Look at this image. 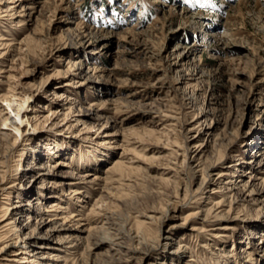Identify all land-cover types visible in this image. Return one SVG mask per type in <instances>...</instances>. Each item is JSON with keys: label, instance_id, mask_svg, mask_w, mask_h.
<instances>
[{"label": "rangeland", "instance_id": "374dc122", "mask_svg": "<svg viewBox=\"0 0 264 264\" xmlns=\"http://www.w3.org/2000/svg\"><path fill=\"white\" fill-rule=\"evenodd\" d=\"M26 93L20 133L0 127L13 150L27 142L21 169L48 163L54 174L32 182L18 169L7 204L16 223L25 213L38 227L32 198L46 206L55 194L47 216L94 230L74 264H264V0H0V116L5 97ZM191 126L199 161L223 153L202 186ZM216 170L245 182L251 171L261 196L245 202L238 189L230 202L209 183ZM66 175L74 184L52 183ZM137 221L145 241L91 254L103 231L134 236Z\"/></svg>", "mask_w": 264, "mask_h": 264}, {"label": "bare ground", "instance_id": "6f19581e", "mask_svg": "<svg viewBox=\"0 0 264 264\" xmlns=\"http://www.w3.org/2000/svg\"><path fill=\"white\" fill-rule=\"evenodd\" d=\"M12 3L14 1H11ZM13 4H10L7 7V11H10L13 9ZM31 6H23L22 10L25 15H29L30 11L25 10L27 8H30ZM23 14V13H22ZM188 50V49H187ZM188 51H185L187 53ZM182 56L185 54L181 51ZM184 58H180V62H183ZM69 62V61H68ZM179 63V62H178ZM74 65V64H73ZM185 79V77H183ZM186 81V80H185ZM31 93H26L25 95L19 97L16 99L14 96L7 98L5 97V103L7 108L9 109V114L1 115L0 116V124L4 126H8L11 129L15 130L18 133H20V125L27 120L28 122V114L27 110L29 107V98L31 97ZM13 114V117L11 116ZM26 115V119L23 120L22 116ZM15 119L18 120L19 124L15 122ZM194 122V121H193ZM207 134V133H206ZM9 132L5 130V127H0V195L2 200L0 201V261H8L9 264H14L11 262H18V264H60L58 261L61 259L59 256L53 257L54 253L50 252L51 250H59L62 252H65L72 257L73 264L75 263L74 260L77 258V255H79V251L83 247V240L84 235L89 234L91 231H94L90 225L84 224L82 222H77L76 224H79V226L82 227H73L71 223H74L76 220L73 219L74 217H71L69 213L66 216H63L60 218V221L57 222L53 220L52 217L47 216L49 215L48 212L56 209L57 205L54 203L56 202L54 198H56L55 194H51L47 196V198H51L50 202H48L46 206L42 205L39 197H35L32 199L35 200V204H33V207L35 206V210H33V215H35L38 220L37 224L38 227L31 230V215L20 213V219L19 223H16L17 219L15 217H12L13 210H9L8 199L10 198V195L12 193V189L14 188V184L16 179V174L18 173V169H21V160L22 156L24 154V146L27 144L26 141L23 139V143H21L22 147L16 148L13 150V146L15 141L17 140L15 135H12V140L8 138ZM201 136L200 131H196L195 126H191L187 128V135L185 138L187 140H191L192 142V148L194 157L196 158L197 162L194 168L193 173L200 172L201 173V186L205 184L207 181V175L211 173V171H214L216 168L220 167L222 163V157L223 153H217L215 161H209L205 164H203L202 161H199L198 159L203 154L204 151V142L198 143L196 142L197 138ZM27 140V138L25 139ZM208 145V144H207ZM244 161L242 159H237L236 164H242ZM116 167L118 170V167H122L120 164H117ZM46 166L48 168V171L43 170ZM44 166L42 165H34V164H28L24 168L21 169V174L23 175H30V181L34 182L35 180L39 178H46V179H53V177H46L45 175L54 174L53 171L50 169L53 165L44 163ZM114 167V166H113ZM209 170L205 171L203 169ZM122 169V168H120ZM23 170V171H22ZM124 170V167L123 169ZM218 170V169H217ZM215 174V179H213L212 182L214 185H216L221 192H224L225 199L228 198L230 202L232 201V195L235 193L238 189L241 194L245 197H248L249 199H243L246 201L258 199L259 196H261L262 191L255 189V182H252V178L255 176L251 171L248 173V179L245 182L244 180L240 179L238 175L229 172L230 176L236 178H226L223 181H220V178L224 175L221 171H217ZM220 170V169H219ZM10 171L12 172L10 174ZM9 173V174H8ZM204 173L205 176H204ZM247 173V172H246ZM66 175L67 178H63L61 181L58 182H52L54 185H66V184H74L71 179L74 178V176ZM86 182H89L90 180L87 179V177L83 176L82 178ZM43 182V181H42ZM49 182V181H48ZM49 182V183H50ZM51 184L50 186H52ZM220 184V185H218ZM43 183L41 184L40 188H43ZM70 185L67 191L69 192L68 195H74L78 190ZM187 190H185L186 192ZM117 199V198H116ZM114 199V200H116ZM32 203V201H31ZM175 207V206H174ZM62 208V207H61ZM16 209V208H15ZM173 210V208H171ZM168 212V209L166 213ZM209 214H214L219 216V212L212 211L210 209ZM165 213V214H166ZM110 218V217H109ZM146 218H155L152 215L146 216ZM110 221V220H108ZM88 223V222H86ZM116 223V222H115ZM107 224L112 225L111 222H107ZM114 224V223H113ZM74 225V224H73ZM116 225V224H115ZM143 222L137 221V232L132 236L131 229L129 228L128 231H118V234L109 233L106 231H103L105 233V236L100 237L95 240L93 243H91L89 246L87 244L88 249H91V254H95L97 251L102 249L104 245H106V242H109L111 245L119 246L121 247V244L118 240L120 239H136V243H140L141 241H145V237L143 235ZM41 228V229H39ZM105 228V227H104ZM114 228V227H113ZM92 229V230H90ZM119 229V228H118ZM80 233H83L82 235ZM141 233V234H139ZM91 234V233H90ZM95 236V235H94ZM137 237V238H136ZM24 238H26L24 240ZM92 238V236H91ZM167 239L169 237H166ZM95 239V238H94ZM170 239V238H169ZM93 241V240H92ZM117 241V242H115ZM20 242H24L26 246L30 247H22L20 245ZM89 242V241H88ZM82 243V244H79ZM168 243H165V245ZM82 245V246H81ZM151 248V247H148ZM87 250V249H86ZM179 252H183L181 249ZM243 251V250H242ZM116 253L120 254V250L116 249ZM24 254V255H23ZM22 255V256H21ZM21 256V257H20ZM117 260V259H116ZM0 262V264H1Z\"/></svg>", "mask_w": 264, "mask_h": 264}]
</instances>
